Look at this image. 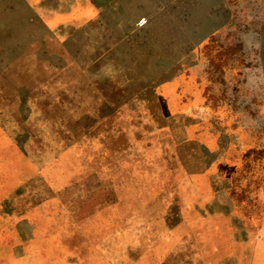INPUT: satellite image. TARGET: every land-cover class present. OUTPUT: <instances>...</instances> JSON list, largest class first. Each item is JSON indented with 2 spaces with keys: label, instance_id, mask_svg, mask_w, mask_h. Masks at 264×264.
<instances>
[{
  "label": "rangeland",
  "instance_id": "rangeland-1",
  "mask_svg": "<svg viewBox=\"0 0 264 264\" xmlns=\"http://www.w3.org/2000/svg\"><path fill=\"white\" fill-rule=\"evenodd\" d=\"M87 1L0 6V264L264 262V0Z\"/></svg>",
  "mask_w": 264,
  "mask_h": 264
},
{
  "label": "crops",
  "instance_id": "crops-1",
  "mask_svg": "<svg viewBox=\"0 0 264 264\" xmlns=\"http://www.w3.org/2000/svg\"><path fill=\"white\" fill-rule=\"evenodd\" d=\"M13 0H0V6H5V5H13V6H25V7H29V8H44V7H51L52 9H48V10H41L40 11V16H41V20L48 23L49 26L51 27H54V26H57V24L59 23H63V22H69V21H77L81 18V15H75L74 12H68L66 9H64V7L67 5V0H14V1H18L17 3L15 4H12ZM84 1H87V0H84ZM90 2V5L89 6H92V5H96L97 3L95 2H92L94 0H88ZM87 1V2H88ZM76 4L74 3V6ZM40 20V21H41ZM51 24V25H50ZM206 170L209 169V168H212L213 166V161H208V163H206ZM200 174V173H199ZM212 177V175H211ZM196 199H200V196H199V193L196 194ZM213 195V193H212ZM212 199H215V201L218 200V192L217 191H214V198L212 197ZM210 208V207H209ZM222 211H223V214H228V211L226 209V207H222ZM197 210V208H196ZM195 210V211H196ZM211 213L213 212V203L211 204ZM215 212L213 214L216 213V215H218V210H217V207H215ZM199 212V211H198ZM210 218V217H209ZM213 217H211V222H210V229L211 230H218L220 229V226L217 224L216 221H213L212 219ZM263 218V216H262ZM208 219V218H206ZM245 220V219H244ZM205 221H208V220H205ZM207 223V222H206ZM245 225L246 227H242L241 225H239L242 229V231H244V229L246 228L248 231H251L252 228L250 227V225L246 222L245 220ZM202 224L204 225V222H202ZM263 228V225L261 226ZM260 227V230H261V233L259 234L260 237H257V238H238L239 241H242V244L243 246L247 247V248H254V253L255 252H258V255L254 256V259H258L259 258V252L262 254L261 256H263V251H264V234L262 233V230ZM201 228L203 229V226H201ZM230 241L229 239H223V241H219L216 245V247H222V246H230ZM209 245H211V241L209 240ZM246 253H248V251L246 250ZM248 256H250L248 254ZM251 257V256H250ZM248 258V257H247ZM221 261H219V264H235L234 260L232 258L229 259V256L226 255V257L224 258H221L220 259ZM261 264H264V262H260ZM209 264H213V262L209 263ZM236 264H240V262L238 260H236Z\"/></svg>",
  "mask_w": 264,
  "mask_h": 264
}]
</instances>
